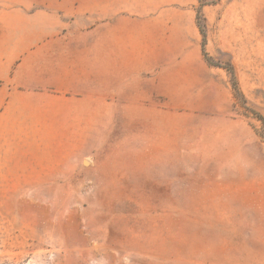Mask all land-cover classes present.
Segmentation results:
<instances>
[{
    "label": "rangeland",
    "instance_id": "374dc122",
    "mask_svg": "<svg viewBox=\"0 0 264 264\" xmlns=\"http://www.w3.org/2000/svg\"><path fill=\"white\" fill-rule=\"evenodd\" d=\"M167 1H148L151 27L167 3L192 33L202 9L220 66L191 49L150 89H102L74 170L68 143L0 142V264H264V0Z\"/></svg>",
    "mask_w": 264,
    "mask_h": 264
},
{
    "label": "crops",
    "instance_id": "0c3cea01",
    "mask_svg": "<svg viewBox=\"0 0 264 264\" xmlns=\"http://www.w3.org/2000/svg\"><path fill=\"white\" fill-rule=\"evenodd\" d=\"M148 1L0 0V142L68 143L74 170L101 140L102 89H150L161 63L192 65L197 25L171 21L164 3L151 27Z\"/></svg>",
    "mask_w": 264,
    "mask_h": 264
},
{
    "label": "trees",
    "instance_id": "16d2710c",
    "mask_svg": "<svg viewBox=\"0 0 264 264\" xmlns=\"http://www.w3.org/2000/svg\"><path fill=\"white\" fill-rule=\"evenodd\" d=\"M202 9H198L197 10V25L199 28V31L201 33L202 39H201V51L202 54L205 58V60L207 61L208 64L212 65V66H220L218 63H216L214 61V59L212 58V56L209 54V52L207 51V31H206V27L205 24L202 23V15H201ZM231 74V84H232V89H233V95L234 98L236 99V101L238 103L241 104V106L246 110H250L249 107L247 106V98L244 94V92L242 91V89L239 86V82L237 79V75L235 72V68L233 66V64L229 63L227 67H225ZM256 117L257 119L260 121V127L256 129V133L257 135L262 138L264 140V114L260 113V112H256Z\"/></svg>",
    "mask_w": 264,
    "mask_h": 264
}]
</instances>
